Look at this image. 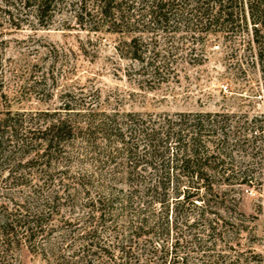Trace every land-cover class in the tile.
<instances>
[{
    "label": "trees",
    "instance_id": "obj_1",
    "mask_svg": "<svg viewBox=\"0 0 264 264\" xmlns=\"http://www.w3.org/2000/svg\"><path fill=\"white\" fill-rule=\"evenodd\" d=\"M0 1V16L16 29L23 12L49 27L57 12L70 10L90 32L128 35L120 55L151 89L171 53L151 46L156 33L171 40L184 31L239 39L264 86V0ZM75 110L65 103L64 114L35 119L0 109V264H13L23 249L46 264H264L249 246L241 248L246 214L221 208L229 187L255 180L235 172L230 138L242 129L238 142L249 153L263 136L262 118L241 128L220 113ZM89 156L100 164L91 173L97 180L85 169ZM82 193L93 225L75 237L72 220L56 226L52 218L61 206L75 207Z\"/></svg>",
    "mask_w": 264,
    "mask_h": 264
},
{
    "label": "rangeland",
    "instance_id": "obj_2",
    "mask_svg": "<svg viewBox=\"0 0 264 264\" xmlns=\"http://www.w3.org/2000/svg\"><path fill=\"white\" fill-rule=\"evenodd\" d=\"M2 6L0 1V9ZM74 14L70 10L57 12L51 26L41 27L32 15L23 12L20 29L0 16V109L30 114L35 119L43 118V112L64 114L65 103L75 112L96 114L220 113L232 116L233 125L241 128L247 120H264L261 73L239 39L221 33L199 37L184 31L170 40L172 35L157 32L151 46L165 55L166 49L171 53L166 55L167 69L151 89L135 77L131 61L120 55L118 48L123 49V42L130 40L128 35L90 32L76 24ZM242 131L230 138L233 164L238 175L247 171L255 177L254 184L229 187L232 191L221 208L231 214L235 209L246 214L244 226L248 230L241 236V248L249 246L264 259V132L246 153L238 142ZM75 146L73 153L78 152ZM94 165H98L96 169ZM100 168L93 156L86 159L89 179L97 180L91 173ZM86 199L82 193L75 207L61 206L52 218L53 225L67 226L66 220H72L75 237L92 227ZM63 233L54 237L57 246ZM12 263L46 264L26 249Z\"/></svg>",
    "mask_w": 264,
    "mask_h": 264
}]
</instances>
